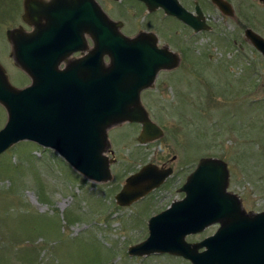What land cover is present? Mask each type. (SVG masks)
<instances>
[{
  "label": "rangeland",
  "instance_id": "1",
  "mask_svg": "<svg viewBox=\"0 0 264 264\" xmlns=\"http://www.w3.org/2000/svg\"><path fill=\"white\" fill-rule=\"evenodd\" d=\"M231 1L237 18L212 8L211 29L192 34L160 11L148 14L136 0H97L128 36L153 32L159 46L167 42L180 56L179 65L161 70L141 95L164 135L142 144V125L109 128L108 155L115 161L107 182L84 177L57 151L33 141L0 153V264H192L170 253L133 256L129 247L147 238L150 217L174 201V181L201 157L224 159L228 190L247 211L264 210V57L245 36L250 27L264 37V0ZM22 2L0 0V62L20 88L31 78L13 60L6 34L16 27ZM7 119L0 104V129ZM166 160L178 164L174 178L130 206L117 204L130 174ZM218 227L186 238L201 241Z\"/></svg>",
  "mask_w": 264,
  "mask_h": 264
},
{
  "label": "water",
  "instance_id": "2",
  "mask_svg": "<svg viewBox=\"0 0 264 264\" xmlns=\"http://www.w3.org/2000/svg\"><path fill=\"white\" fill-rule=\"evenodd\" d=\"M150 11L159 6L196 31L211 29L178 0H141ZM213 2L234 16L227 0ZM41 10L45 24L35 32L7 30L16 64L31 78L25 87L13 85L0 62V103L8 119L0 129V153L29 140L56 150L75 170L96 182L113 178L108 155L109 128L142 124L141 143L164 135L143 105L141 93L153 87L161 70H171L180 56L169 46L159 47L153 32L125 35L97 0H24L25 18ZM86 34L94 42L90 47ZM247 39L264 56V37L251 28ZM77 51L85 56L68 60ZM106 57L109 58L107 62ZM62 64H65L63 67ZM172 167L147 163L126 178L116 202L130 206L161 186ZM230 169L218 157H203L181 188L186 193L149 220L148 237L129 247L130 255L170 253L192 264H264V210L247 211L238 194L228 191ZM219 224L201 241L187 236Z\"/></svg>",
  "mask_w": 264,
  "mask_h": 264
},
{
  "label": "flooded vegetation",
  "instance_id": "3",
  "mask_svg": "<svg viewBox=\"0 0 264 264\" xmlns=\"http://www.w3.org/2000/svg\"><path fill=\"white\" fill-rule=\"evenodd\" d=\"M44 2V4L46 2H49L51 0H42ZM137 2H140L142 3L143 6H145V9H147L148 11V14L149 13H153V12H156V11H160L162 12L163 14H165L167 17L170 16V17H173L175 18L181 25H183L184 27L188 28L189 29V32L192 33V34H197L203 30H210V29H203V30H200V31H196L195 28L193 26H191L190 24L184 22L183 20L179 19L178 17H175L173 15H169L166 13L165 9L161 6H159V8H157L155 11H150L148 9V6L142 2L141 0H136ZM179 3L186 9L188 10L189 12L193 13L195 16H199L198 12H197V6L199 5L201 11H202V15H203V19L199 17V21L200 23H206L207 25H210L209 23V17H208V10L210 9H216L218 11H220V13H222L223 15L225 16H228L230 18H237L238 15H237V12L235 10V8L233 7L234 9V16H229V15H226L222 12V10L213 2V0H204V3L202 2H199L198 0H194L193 4L190 6L188 5L187 3H184L183 1L181 0H178ZM229 1L230 3L232 2L231 0H227ZM232 4V3H231ZM233 6V4H232ZM22 14H20V19L18 18V22H17V25L16 27L14 26L13 28H21L23 29V31L25 32H35L36 31V28H37V25L40 23V24H45L46 23V18L45 16L43 15V12L39 9V10H36V8H34L32 10V13L29 14L28 16H26L25 18V9H24V0L22 2ZM211 26V25H210ZM122 30V29H121ZM125 33V32H124ZM126 35H129L127 33H125ZM86 38H87V41H88V45L90 47H93L94 46V42L93 40L90 38V36L88 34L85 35ZM246 36V34H245ZM246 42H248L249 44H251L257 51H259L246 37ZM169 44L166 42V44L164 46H168ZM170 46V45H169ZM260 52V51H259ZM87 53V51H77V52H74L73 54H71L69 57H68V60H74V59H77V58H80V57H83L85 56V54ZM261 53V52H260ZM12 57V56H11ZM264 57V56H263ZM13 58V57H12ZM13 60L15 61V59L13 58ZM137 125H140V123H136ZM141 129H142V126H141ZM177 157V156H176ZM174 157V160H176L177 158ZM160 166L162 167H173V175L168 177L167 180H166V183H168L170 181L171 178H174L175 175L177 174L176 171L178 170L177 166L178 164L176 165H173L171 162L169 161H163L160 163ZM194 167L190 170H184L182 171L183 173H185L182 177L178 176V180L177 181H174V185H175V189H176V192H177V197L174 199V200H179L181 198H183L185 196V192L181 190V187L183 186V184L186 182L189 174L193 171V169L195 168V164L193 165ZM165 209V208H164Z\"/></svg>",
  "mask_w": 264,
  "mask_h": 264
}]
</instances>
